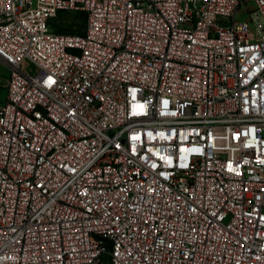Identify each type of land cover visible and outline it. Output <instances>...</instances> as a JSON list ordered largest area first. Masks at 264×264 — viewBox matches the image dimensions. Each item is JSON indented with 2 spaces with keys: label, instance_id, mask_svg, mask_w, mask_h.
I'll return each instance as SVG.
<instances>
[{
  "label": "built area",
  "instance_id": "obj_1",
  "mask_svg": "<svg viewBox=\"0 0 264 264\" xmlns=\"http://www.w3.org/2000/svg\"><path fill=\"white\" fill-rule=\"evenodd\" d=\"M0 61V264H264V0H0Z\"/></svg>",
  "mask_w": 264,
  "mask_h": 264
},
{
  "label": "rangeland",
  "instance_id": "obj_2",
  "mask_svg": "<svg viewBox=\"0 0 264 264\" xmlns=\"http://www.w3.org/2000/svg\"><path fill=\"white\" fill-rule=\"evenodd\" d=\"M35 4V2H34ZM253 3H249V6H253ZM250 16L248 13H241L238 16V20L239 21H244L246 19H248ZM61 25H65L64 22H61ZM10 74V70L8 68V66H6L2 61H0V104H4L7 100V88L5 87L4 83H5V79L9 76Z\"/></svg>",
  "mask_w": 264,
  "mask_h": 264
},
{
  "label": "trees",
  "instance_id": "obj_3",
  "mask_svg": "<svg viewBox=\"0 0 264 264\" xmlns=\"http://www.w3.org/2000/svg\"><path fill=\"white\" fill-rule=\"evenodd\" d=\"M73 25H74V22H72V23H65V25H64V27H63V25H61V31H65V30H67L66 28H68V30H70V31H72V27H73Z\"/></svg>",
  "mask_w": 264,
  "mask_h": 264
}]
</instances>
